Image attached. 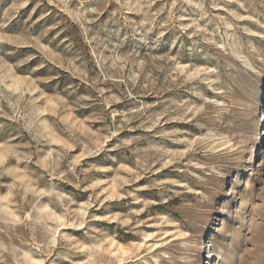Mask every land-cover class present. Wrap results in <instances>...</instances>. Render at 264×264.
<instances>
[{"label": "rangeland", "instance_id": "rangeland-1", "mask_svg": "<svg viewBox=\"0 0 264 264\" xmlns=\"http://www.w3.org/2000/svg\"><path fill=\"white\" fill-rule=\"evenodd\" d=\"M0 264H264V0H0Z\"/></svg>", "mask_w": 264, "mask_h": 264}, {"label": "bare ground", "instance_id": "bare-ground-1", "mask_svg": "<svg viewBox=\"0 0 264 264\" xmlns=\"http://www.w3.org/2000/svg\"><path fill=\"white\" fill-rule=\"evenodd\" d=\"M209 254V256H210V253H208Z\"/></svg>", "mask_w": 264, "mask_h": 264}]
</instances>
